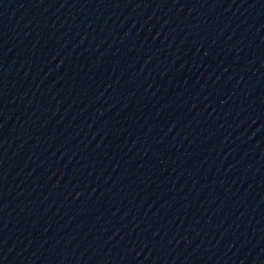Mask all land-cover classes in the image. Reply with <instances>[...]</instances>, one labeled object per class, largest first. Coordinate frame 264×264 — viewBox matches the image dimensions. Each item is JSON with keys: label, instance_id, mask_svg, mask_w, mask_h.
<instances>
[{"label": "water", "instance_id": "95a60500", "mask_svg": "<svg viewBox=\"0 0 264 264\" xmlns=\"http://www.w3.org/2000/svg\"><path fill=\"white\" fill-rule=\"evenodd\" d=\"M0 264H264V0H0Z\"/></svg>", "mask_w": 264, "mask_h": 264}]
</instances>
